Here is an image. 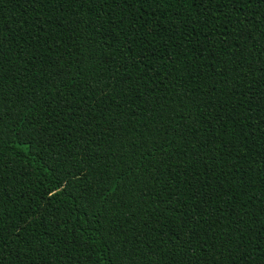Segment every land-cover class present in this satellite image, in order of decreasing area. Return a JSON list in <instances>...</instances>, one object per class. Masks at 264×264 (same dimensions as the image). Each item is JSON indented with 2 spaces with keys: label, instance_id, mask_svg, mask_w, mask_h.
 <instances>
[{
  "label": "trees",
  "instance_id": "16d2710c",
  "mask_svg": "<svg viewBox=\"0 0 264 264\" xmlns=\"http://www.w3.org/2000/svg\"><path fill=\"white\" fill-rule=\"evenodd\" d=\"M0 264H264V0H0Z\"/></svg>",
  "mask_w": 264,
  "mask_h": 264
},
{
  "label": "snow or ice",
  "instance_id": "6c2138e0",
  "mask_svg": "<svg viewBox=\"0 0 264 264\" xmlns=\"http://www.w3.org/2000/svg\"><path fill=\"white\" fill-rule=\"evenodd\" d=\"M123 3L127 4L128 0H122ZM141 3H148L150 0H140ZM150 154V153H149Z\"/></svg>",
  "mask_w": 264,
  "mask_h": 264
}]
</instances>
